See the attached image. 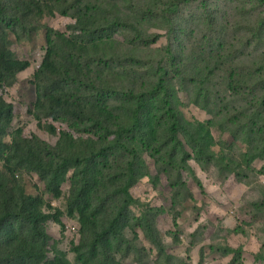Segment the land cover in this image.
I'll return each mask as SVG.
<instances>
[{
	"label": "rangeland",
	"instance_id": "374dc122",
	"mask_svg": "<svg viewBox=\"0 0 264 264\" xmlns=\"http://www.w3.org/2000/svg\"><path fill=\"white\" fill-rule=\"evenodd\" d=\"M89 2L94 7L92 13L131 18L144 36L158 33L160 38L146 45L142 39H134L131 31L120 29L90 44L85 72L106 87L139 93L153 89L159 75L167 70L163 76L168 87L165 93L172 94L188 122L202 123L210 131V152L218 156L217 162L209 163L187 146L186 164L171 160L165 151L154 147L148 150L135 142L147 174L131 190L137 201L133 213L140 217L149 209L165 210L158 228L168 257L160 256L144 233L137 230L126 233L131 245L115 248L117 261L264 264V69L262 84L254 82L264 59V24L259 20L264 17V1ZM175 2L179 4L175 6ZM75 16L74 12L46 15L35 19V31L20 38L14 33L9 35L12 50L17 57L29 60L31 66L20 72L11 86L0 87V100L15 113L10 132L22 129L26 137L36 135L57 147L61 132L67 131L82 141L66 149L81 154L89 151V140L96 137L80 134V126L46 117L36 108L37 73L47 53L48 31L71 35V25L78 21ZM169 17L177 23L174 29ZM125 58L128 61H120ZM157 99L152 100L154 106ZM108 104L124 106L129 113L121 98L108 96ZM161 116L159 111L153 113L155 127L160 126ZM51 124L58 128L59 135L47 131L45 126ZM6 141L12 143V135ZM124 155L127 157L126 152ZM120 159L117 155L112 160ZM0 173L11 185L14 179L19 180L29 195L41 196L63 212L62 223L51 218L46 224L49 260L64 258L71 264H94L80 249L83 224L77 212H70L68 204L74 171L68 174L59 198L48 192L45 181L36 173L17 170L13 175L1 159Z\"/></svg>",
	"mask_w": 264,
	"mask_h": 264
},
{
	"label": "trees",
	"instance_id": "16d2710c",
	"mask_svg": "<svg viewBox=\"0 0 264 264\" xmlns=\"http://www.w3.org/2000/svg\"><path fill=\"white\" fill-rule=\"evenodd\" d=\"M178 4L175 2V6ZM93 8L89 0H0V87L11 86L17 75L31 66L29 60L17 57L10 47V34L20 38L35 31L36 18L76 14L78 21L71 25V35L48 31L47 53L37 73L36 108L46 117L80 126V134L96 137L89 140L87 153L77 154L66 147L82 139L67 131L61 132L57 147L36 135L26 137L22 129L12 133L15 113L0 100V159L13 175L17 170H26L41 176L48 192L57 198L62 197L67 176L74 171L68 204L70 212H77L83 224L80 249L94 264H121L114 250L131 245L126 233L137 230L144 233L160 256L168 257L158 228L165 210L149 209L140 217L133 213L137 201L131 190L147 174L135 142L148 150L154 147L159 152L165 151L171 160L179 159L186 164L187 146L209 163L217 162L218 156L210 152V131L202 123L188 122L172 94L165 93L168 87L163 76L168 74L167 70L159 75L153 89L139 93L106 87L85 72L84 60L89 56L90 44L111 37L120 29L131 31L134 39H142L146 45L160 38L158 33L144 36L131 18L99 15L91 12ZM169 20L174 29L175 19ZM259 20L264 24V17ZM260 69L254 81L257 85L262 84L264 59ZM108 96L121 98L129 113L124 106L109 105ZM153 98H159L156 106ZM262 98L264 102V93ZM155 111L162 115L159 127L154 126ZM45 128L59 135L55 125ZM9 135L13 137L12 143L6 141ZM117 155L121 159L113 161ZM141 170L145 172L142 174ZM62 215L60 209L43 197L29 195L19 180L14 179L11 185L0 173V264H71L64 258L49 260L47 256L50 236L46 224L51 218L62 223Z\"/></svg>",
	"mask_w": 264,
	"mask_h": 264
}]
</instances>
